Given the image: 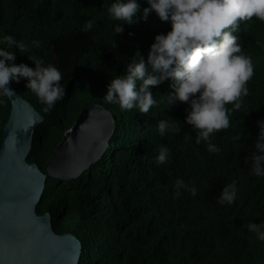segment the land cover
<instances>
[{
    "label": "trees",
    "instance_id": "obj_1",
    "mask_svg": "<svg viewBox=\"0 0 264 264\" xmlns=\"http://www.w3.org/2000/svg\"><path fill=\"white\" fill-rule=\"evenodd\" d=\"M112 2L0 0V47L6 46V34L26 43L40 41V47L30 46L27 54L55 65L66 89L65 97L44 112L24 78L10 82L43 116L28 162L46 172L49 156L84 108L101 104L114 117L115 131L102 158L77 180L48 177L37 212L51 215L56 233H71L80 240V264H264V241L243 227L264 221V177L255 176L250 167L259 132L256 122L264 119V22L253 16L233 33L252 58L254 76L244 106L230 113V126L212 134L220 151L209 153L205 142H195L197 132L185 122L189 105L168 103L170 80L152 86L158 103L146 114L122 111L106 101L108 82L125 74L135 56L151 71L150 45L156 34L170 30V22L155 12L139 19L148 6L139 0L137 22L124 23V31L115 33L122 22L109 18ZM88 20L93 27L84 31ZM12 50L14 63L35 67L27 54ZM0 99L1 147L11 104L8 98ZM161 120L181 130L161 136ZM162 145L170 149V159L157 164ZM178 178L195 186L196 195L181 189L177 196ZM233 181L238 188L235 202L218 203L223 187Z\"/></svg>",
    "mask_w": 264,
    "mask_h": 264
},
{
    "label": "clouds",
    "instance_id": "obj_2",
    "mask_svg": "<svg viewBox=\"0 0 264 264\" xmlns=\"http://www.w3.org/2000/svg\"><path fill=\"white\" fill-rule=\"evenodd\" d=\"M146 3L148 6L142 9L139 19L147 20L149 14L155 12L161 21L170 22V30L156 34L150 45L147 63L151 71L142 57L137 61L135 56L126 65L125 74L108 82L105 99L122 111L138 109L146 114L158 103L152 86L170 80L172 91L168 94V103H187L185 122L197 132L195 142H205L209 153H218L220 148L212 143V134L230 126V113L244 106V98L249 95L248 81L254 76L252 58L244 54L240 37L233 33L253 16L264 22V0H146ZM107 11L110 19L122 22L114 28L115 33H122V24L137 22L141 4L139 0H113ZM92 27V21L88 20L84 31ZM2 43L6 46L0 47V98L12 99L15 90L9 87L10 82L24 78L26 87L44 105L43 111H51L57 101L65 97L66 89L61 84L62 73L55 65H45L44 59L27 54L30 46L39 48L41 42L26 43L6 34ZM14 48L27 54L35 67L14 63ZM2 103L4 100L0 99ZM256 123L259 132L250 167L255 176L264 177V119ZM157 127L161 136L168 131L181 130L166 120L159 121ZM169 159L170 149L160 146L156 163L164 164ZM175 189L177 196L181 189L193 196L197 192L195 186L179 178ZM237 192L235 181L224 186L218 203L233 204ZM243 227L259 241H264V221L260 224L250 221Z\"/></svg>",
    "mask_w": 264,
    "mask_h": 264
},
{
    "label": "water",
    "instance_id": "obj_3",
    "mask_svg": "<svg viewBox=\"0 0 264 264\" xmlns=\"http://www.w3.org/2000/svg\"><path fill=\"white\" fill-rule=\"evenodd\" d=\"M9 101L0 147V264H80V240L56 233L51 215H40L37 205L48 177L77 180L102 158L115 131L113 114L101 104L81 110L43 172L27 160L43 116L16 91Z\"/></svg>",
    "mask_w": 264,
    "mask_h": 264
}]
</instances>
